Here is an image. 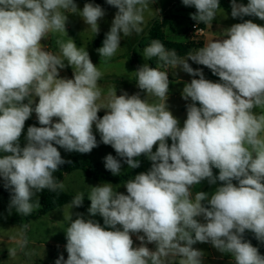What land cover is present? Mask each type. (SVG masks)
<instances>
[{"label": "clouds", "instance_id": "1", "mask_svg": "<svg viewBox=\"0 0 264 264\" xmlns=\"http://www.w3.org/2000/svg\"><path fill=\"white\" fill-rule=\"evenodd\" d=\"M156 2L106 0L118 11L96 49L100 57L110 60L122 37L141 34L143 13ZM182 4L195 7L190 17L196 24L212 23L220 9V0ZM69 14L78 15L97 35L106 13L90 2L79 9L75 0H0V178L11 194L8 214L14 210L29 216L41 207L39 193L64 189L53 175L66 163L56 146L90 153L98 147L95 126L100 142L121 158L104 157L113 176L120 174L121 160L129 169L139 168L142 155L151 167L123 185L127 194L107 182L91 186L88 214H99L104 226L82 213L75 219L71 214L64 231L68 256L65 260L61 254L55 264H170L176 257L179 264H204L205 253L193 247L198 242L230 255L232 264H264V255L244 239L247 230L264 244V26L252 20L235 23L223 38L189 52L186 59L154 39L143 57L157 58L158 66L145 63L135 71L136 85L146 97L117 95L114 86L105 104L98 103L102 72L85 48L69 37L66 43L57 40L60 55H55L41 43L51 33L67 34ZM245 16L264 20V0L246 5L231 0V17ZM189 60L210 69L220 82L206 79ZM67 66L74 68L72 78L60 76ZM177 67L199 77L185 83L181 93L191 100L183 127L167 105L168 70ZM149 96L160 102L149 103ZM33 113L40 126L27 127L21 146L25 122ZM205 180L221 183L193 198V186ZM83 201L78 193L70 206L81 207ZM28 227L22 225L17 247L8 249L10 257L29 254Z\"/></svg>", "mask_w": 264, "mask_h": 264}, {"label": "crops", "instance_id": "2", "mask_svg": "<svg viewBox=\"0 0 264 264\" xmlns=\"http://www.w3.org/2000/svg\"><path fill=\"white\" fill-rule=\"evenodd\" d=\"M226 1L231 3V0H226ZM237 3L246 5L248 3V0H237ZM84 4L85 3L83 2H78L77 6L79 9H82ZM104 10L106 14L99 21L100 31H99V34L97 35L91 34V28L87 26L79 16L71 20V22H67L66 24V30H68L73 35V40L75 41L76 45L79 48H85L89 52L91 61L95 65H97L99 70L102 72V76L100 80L98 81V86L101 89L102 95L98 103L106 104L109 101L110 91L114 86L116 87L117 95L122 94V92H127L129 95L140 93L141 98L144 99L146 97V92L140 90L136 85L137 78H136L135 71L138 69V67L142 66L139 63L138 58L136 56V52H135V47H136V42H137L136 37L135 36L134 37L132 36L122 37L121 46L118 48L116 54L110 60H104L103 58L100 57V55L96 51V49L99 47L94 46V41L102 37L103 35H105V33H107L110 30L112 20L115 16L114 13L117 12V11L106 10V9ZM72 15L74 14H69V16H72ZM173 20L174 18L172 19V21ZM244 20H252V22L259 24L261 26H264V20H260L259 18L254 17V16H245L243 18H232L231 20L215 19L213 20L212 23L205 24L204 26L205 32L199 38V40L202 41V47L209 42L223 38L224 30L226 28L230 27L231 25L235 23H241ZM171 22H169L168 24H170ZM150 29H149V32H150ZM149 32H148V35H146V37L141 42V45L144 47L149 46L151 43V42L144 43L146 39L149 37ZM54 35L56 37V33H51L49 34L46 40H42L41 43L44 44V48L46 51L52 52L49 50V47H51L53 40L55 39ZM132 39H133V42H131ZM198 49L199 48H195L191 52L195 53V51ZM180 58L186 59L187 55L181 56ZM188 62L194 69H197V68L202 69L204 77L206 79L211 80L213 82H220L219 77L216 75H213L211 70L208 69L207 67L203 65H198L191 60H189ZM145 63L149 64V66L153 68L158 66L157 58H152L151 61L145 60L144 64ZM160 70L165 71L166 69L164 67H160ZM66 72L69 73V78L73 77V71H70L67 69V71L65 72L62 71L63 75ZM168 76H169L170 84H169V94H168V99H167V105H168L169 110L179 120L180 122L179 126L183 127V123L187 115L186 105L188 103H191V100L190 99L187 101L184 100L182 98L181 93H182L185 83H190L193 78L198 79L199 77H193L189 75L188 73L184 72L183 70H181V68L179 67H177L176 69H169ZM148 101L149 103H159L160 102L158 98L153 97V96H149ZM197 106H199L198 103H197ZM260 111H261L260 109H256V112L258 114L260 113ZM104 114H105V110L103 109L100 110V112L98 113L100 117H102ZM56 119L57 118H54V121H56ZM30 125H36L38 127L40 126L37 121L36 115H32L25 122L26 129L22 133L23 137L26 136L27 127ZM261 137L264 138V133H261ZM168 144L171 145L170 138L168 140ZM142 157H141L140 162L143 159ZM122 165H127V164L122 163ZM59 170H61V168ZM140 170H141L140 167L135 169L136 172H139ZM74 171H82V170L77 169L69 173H72ZM108 173L109 171L107 170L106 176L103 179L107 177ZM129 177L131 176L128 174L126 177L124 176L122 179L119 177L118 178L120 180L127 182L126 178L130 179ZM2 185H3V180L2 178H0V187ZM63 191L66 192L65 190ZM38 195L40 199V193ZM40 204H41V201H40ZM70 204L71 203H67L60 207H57L47 212L46 214L52 213L55 210L66 207L67 205H70ZM8 205H9V200L6 199L0 192V230H1L0 232V264H55V260L61 254L64 256L65 260L67 259L68 254L65 248L66 243H60V242H56L53 240L51 241L49 245H47L45 243L35 241L36 239H30L28 232H26L28 244H27L25 251L29 254L25 255L24 252H19L17 256L10 257L8 255V249L17 247L16 241L20 238L21 227L23 224L29 225L32 216L29 215L26 217H21L18 214H16L14 210L12 214L9 215L7 213ZM3 209H4V212L6 211L4 219L1 215ZM46 214H43V215H46ZM39 215L43 216L42 214H40V211H39ZM52 224H54V226L57 225L56 221H54ZM140 234L142 235L143 233H140ZM132 239L134 241V247H138L140 245V241L137 240L135 234L132 235ZM202 244H200L201 247H202ZM206 244L208 248L202 249V251L205 253L204 260L208 259L209 253L210 254L213 253L211 251L210 244L208 243ZM147 246L150 249H153V250L155 249L154 244H148ZM193 247L196 248V244L193 245ZM212 259H219L221 262L231 261L230 258L225 259V257H221V256L216 257L213 255H212ZM179 260H180L179 257L170 258V264H179Z\"/></svg>", "mask_w": 264, "mask_h": 264}, {"label": "rangeland", "instance_id": "3", "mask_svg": "<svg viewBox=\"0 0 264 264\" xmlns=\"http://www.w3.org/2000/svg\"><path fill=\"white\" fill-rule=\"evenodd\" d=\"M159 9V11L157 10ZM196 9L195 7H186L182 4V0H157L155 4L150 6L148 9H146L143 13L144 16V23H143V32L139 35L133 34L132 37H136V47L135 52L136 56L138 58V61L141 65L144 64V49L146 47L141 45V42L143 39L148 35L149 29L151 28L152 24H161L164 19L168 18V22H171L172 19L174 20L165 26L163 29L164 35L168 40L175 41V42H186V30L190 26V24L195 23L194 20L191 19L190 14L195 13ZM116 14V12L114 13ZM78 15H72L68 16V22H71V20L75 19ZM219 19H226L231 20V3L226 0H220V9L217 12L216 18ZM214 19V20H215ZM91 34L95 35V33L91 30ZM59 35V36H58ZM55 37V35H54ZM69 37L73 39V35L67 30V34L56 32V37L53 40V43L51 47H49V50L52 51L55 55H60V50L57 45V40L67 42L69 40ZM133 42V39L132 41ZM65 64H67V61L65 60ZM68 67V68H67ZM64 69L60 70V76L61 77H67L69 78V73H62V71H74V68H71L70 66H67ZM62 74V75H61ZM37 102H38V98ZM32 115H36L33 113ZM26 128H24L25 130ZM93 132L96 135L97 141H98V147L94 148L90 153L82 154L83 157L89 159L92 163L98 165L99 167L105 169L104 167V157L108 154H112L113 156H117L115 150L110 145H104L102 142H100V134L96 131L95 126H93ZM25 143V139L23 137V134L21 136V146H23ZM58 150L61 153L62 158L66 161H71L73 159L72 152H66L63 148H60L59 146H56ZM158 147L157 145H154L153 151L156 150ZM81 154V153H80ZM2 155V153H0ZM141 161V170L139 172H136L135 169H129L128 165H122L121 172L118 176H113L111 172L109 171L107 177L105 179L101 180H93L88 178L84 172L82 171H74L72 173H68L64 175V179L62 183L64 184V189L69 194L73 195L74 197L78 193H83L84 195V201L81 207H74L71 208V204L67 205L66 207L59 208L55 210L52 213L40 216L39 209H36L32 212L29 229L26 230L28 232L30 239H36L37 242H42L47 245L51 243V241H56L60 243H66L65 238V230L69 223V217L72 214V219L76 218V213H82L85 218H91L96 220L101 224V226H104L103 224V218L97 214L96 216L89 217L88 214V208L90 207V200L88 199L89 194L91 192V186H96L102 183H111L114 190L117 189V191L126 193V188L123 186L126 182L123 180H120L119 178L126 177L128 174L131 176L129 177L134 178L136 174L140 172L147 171L151 167V161H149L146 157H142ZM214 175H218L219 170L213 169ZM119 177V178H118ZM220 184L217 182L215 185H209L208 182L205 180L200 185H194L192 188L193 198L195 196V193L197 191H204V192H213L216 187H218ZM8 213V209H7ZM6 214V211L4 212V209L2 210V217L4 219ZM54 219V220H53ZM197 220H199L201 223H203L202 217H196ZM54 221H56L57 225L54 226L52 224ZM117 227H120L119 225ZM108 230H111L110 228ZM1 232V230H0ZM202 243L196 244V249L202 250L207 249V244L203 243L202 247L200 246ZM211 251L213 253L208 254V259L204 260V264H232V258L230 255H223L219 253L215 248H213L211 245ZM208 251V250H207ZM212 255L216 257H225V259H231V261L221 262L219 259H212Z\"/></svg>", "mask_w": 264, "mask_h": 264}, {"label": "trees", "instance_id": "4", "mask_svg": "<svg viewBox=\"0 0 264 264\" xmlns=\"http://www.w3.org/2000/svg\"><path fill=\"white\" fill-rule=\"evenodd\" d=\"M78 2H83V3H93V4H99L103 9L106 10H112V11H118L113 6H110L106 3V0H75V3L77 4ZM168 18L164 19L163 22L159 25L157 24H152L150 32H149V37L146 39L144 43H149L152 40H159L161 43L165 46L166 49L172 50L174 49L178 56H185L195 48H201L202 47V41L198 40L196 41H187V42H175L168 40L163 32V28L167 26L169 23ZM203 27L205 24L200 23ZM105 38V35L102 37L96 39L94 41V46L96 47H101L102 42ZM56 146V145H54ZM73 154V159L71 160V163H65L64 165L60 166L61 170L55 172L53 175L57 179L58 182H61L64 175L66 173H69L73 170H82L86 176H88L91 179L94 180H100L103 179L106 176L107 170L99 167L98 165L92 163L90 160L87 158L83 157L82 154L77 153V152H72ZM117 159H121L118 156H114ZM142 157V156H141ZM141 157L139 158L141 160ZM124 163L123 160H121V164ZM128 181L129 179L126 178ZM219 182V181H218ZM221 182H219L220 184ZM233 183H237L236 181H233ZM0 192L2 195L10 200V192L9 190H6L3 185L0 187ZM73 200V196L64 192L63 190H57L55 192L49 191L47 189L43 190L42 193H40V201H41V210L40 214H46L47 212L60 207L62 205H65L67 203H71ZM244 239L246 241H250L251 244L254 247H257L259 249V252L261 255H264V244L260 243L254 236L253 233L249 232L246 230L244 234Z\"/></svg>", "mask_w": 264, "mask_h": 264}, {"label": "built area", "instance_id": "5", "mask_svg": "<svg viewBox=\"0 0 264 264\" xmlns=\"http://www.w3.org/2000/svg\"><path fill=\"white\" fill-rule=\"evenodd\" d=\"M204 32H205V28L200 23L196 24L195 22L190 24V26L186 30L185 35L187 41H198Z\"/></svg>", "mask_w": 264, "mask_h": 264}]
</instances>
